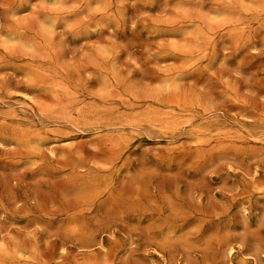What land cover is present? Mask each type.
<instances>
[{
  "label": "rangeland",
  "instance_id": "obj_1",
  "mask_svg": "<svg viewBox=\"0 0 264 264\" xmlns=\"http://www.w3.org/2000/svg\"><path fill=\"white\" fill-rule=\"evenodd\" d=\"M3 2L0 233L25 238L13 264H264V9L242 22L123 0L115 32L77 58L51 0ZM210 39L215 90L189 75Z\"/></svg>",
  "mask_w": 264,
  "mask_h": 264
},
{
  "label": "clouds",
  "instance_id": "obj_2",
  "mask_svg": "<svg viewBox=\"0 0 264 264\" xmlns=\"http://www.w3.org/2000/svg\"><path fill=\"white\" fill-rule=\"evenodd\" d=\"M37 0H20L21 8H28L31 11L32 6ZM147 3L153 7L156 6L158 0H146ZM39 3H48V0H39ZM51 3L61 8V14L55 16L51 23L54 24L56 35L59 42L63 45L68 53L77 55L81 52H93V45L96 41L104 42L105 34L108 32H115L113 24V13L117 7L123 3V0H51ZM176 0H159L158 12L167 10L169 13L173 11V6ZM185 6L203 7L204 4L209 5V11L213 13H222L231 16H239L242 22H246L253 18V13L250 9L253 6H258L264 9V0H183ZM5 7L3 0H0V8ZM148 10H145L147 14ZM139 13L140 10L137 9ZM21 15L24 13L21 12ZM15 19V14L7 16L6 19H0V29L4 25ZM134 29L133 36L140 39L142 29L136 30V24L133 23ZM207 31V29H205ZM173 27H166L160 29L161 33H173ZM212 48L213 51L209 52L207 49ZM219 53L215 52L211 39L205 41L202 45V52L191 58L192 65L189 75L197 80L203 79L209 87L218 89V82L223 77L219 67L211 73L208 72L209 67L215 66V57ZM77 58L78 55H77ZM226 58V53H225ZM207 59L209 64L205 65L200 61ZM101 63H106L101 61ZM259 71H264V65H261ZM230 78H235L234 75ZM31 161L29 166H31ZM179 167H183L186 163L185 158L181 157L174 161ZM25 238L16 235L10 236L8 233H0V249L7 247L8 255L0 258V264H13L18 256V249L20 248L21 241ZM35 240V237H33ZM24 251H29L24 249ZM27 259V257H23Z\"/></svg>",
  "mask_w": 264,
  "mask_h": 264
}]
</instances>
